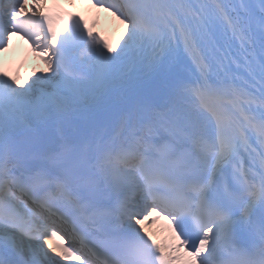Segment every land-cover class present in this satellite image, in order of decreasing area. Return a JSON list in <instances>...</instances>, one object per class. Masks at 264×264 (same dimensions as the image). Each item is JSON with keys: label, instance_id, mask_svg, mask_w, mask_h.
Masks as SVG:
<instances>
[{"label": "bare ground", "instance_id": "6f19581e", "mask_svg": "<svg viewBox=\"0 0 264 264\" xmlns=\"http://www.w3.org/2000/svg\"><path fill=\"white\" fill-rule=\"evenodd\" d=\"M20 1V0H19ZM25 2V0H23ZM28 1V0H27ZM36 1V0H35ZM34 1V2H35ZM156 5H154L155 8ZM100 8H96L95 6L91 5L89 2H86L85 6L83 7L84 14L89 15L90 22L94 25V30L97 32L98 36H102L104 38H99L101 40V43H103L106 40H110L111 37L116 38V45L120 46L121 44H124V48H127L125 50H119V55H122L123 57L126 55H131V58L133 59L132 62V68L133 72L141 73L143 70H145L143 67L138 65V60L140 54H147L146 47L143 43L141 47L138 48L139 51L137 52L135 48H133V42L135 38L139 39L138 43H141L144 39V36L141 34V28L135 29L131 35L126 31L118 30L119 32L114 33L116 30V26H119V21L115 13H112L110 11L107 12V18L104 16H100L98 11ZM147 16H150L152 11L146 10L144 12ZM158 18L155 17V15L152 17V20H156ZM99 20V22H98ZM97 24V25H96ZM99 24V25H98ZM109 31L111 32V35L109 36ZM146 35V34H145ZM149 35V34H147ZM151 40H158V39H151ZM17 45L19 46L20 51H23L24 56L21 54L16 55L12 52H9L8 58H10L9 65L6 63V61L0 62V75L3 76L6 74V83L0 81V104L9 105L7 108L9 109L10 105H13V110L16 111L17 115L11 114L8 117V120L6 122V125L2 126L0 128V151L3 150L4 146L5 148H9L10 152L14 150V141L12 140V134H3L2 132H5L6 129L11 127H16L15 129H18L23 126H34V123L38 126H55L63 141H70L74 140L73 138L76 136H82L85 140L88 138V134H92V143L95 144L98 148L99 155H105V148L106 144L100 141L101 133L99 129L95 126V121L91 118H89V111L90 107L88 106H80L78 107L77 103L74 104V108L69 107L64 110V114H61L59 111H61L59 108V104L55 102L53 113L49 114L47 105L49 103H53V101L57 98V96H60L59 93L60 90H62L66 86V84L74 85L78 88V84L80 82H73L71 79L65 80L64 76H55L53 74H50L48 72L49 67L46 65L47 62L44 58H33V55L30 51L26 50V47L21 42H18ZM118 51V50H116ZM112 54L113 52H109ZM108 55V54H107ZM118 55V54H117ZM116 56L114 55V59ZM111 59V60H114ZM93 61V62H92ZM127 62L126 58L121 62L114 61L111 63V66L106 61H101L100 58H92L91 62L87 64L86 70L88 73L92 74L93 78L95 79V83L87 82L88 85H91V89L94 91L93 96L89 99L90 101L87 103L94 102L93 107H97V112L100 114L105 109H111V110H119L122 109L124 113V118L121 120H118L115 124V127L113 129V133L116 134V136H122L124 135L127 137L126 134V126L127 123H125V114L127 111L126 102L124 101V98L118 93L114 92L113 88L115 87L114 81L117 80V78H110L108 81H104L102 84V87H98L97 83L99 81H102L104 78V74L102 71H106V69L111 70V74L115 75L114 73L118 72L117 67L119 65H125ZM155 64V59L148 60L145 62V67L151 66V64ZM83 64V63H81ZM131 67V65H130ZM7 69V71H6ZM128 72V71H126ZM9 73V74H7ZM152 75V76H151ZM154 73L150 72L146 75L145 79H153ZM119 81H127L125 77H122L121 79H118ZM59 85H56L58 82ZM147 82V81H146ZM14 83V84H13ZM17 83H25L27 86L30 87L33 90V99H29L26 102L30 106V108H33V112L25 109V102L21 99H18L14 101V103L10 102L9 95L15 94L17 97H21L20 94L22 91H20L19 88H17ZM8 84L11 86L9 87ZM23 85V84H22ZM68 86L67 90H72L71 86ZM107 85V90H102L103 86ZM86 85L83 83L79 87L80 91H85ZM111 90V91H110ZM14 92V93H13ZM9 93V94H8ZM7 94V96L5 95ZM168 94V95H167ZM4 95V97H3ZM167 98L170 97V93H166ZM32 106V107H31ZM173 112V111H171ZM23 113L25 116L28 114H35L38 120L32 119V120H23ZM70 114V115H69ZM155 118V112L150 109L149 103H139L137 105V112L133 114V120H139L141 122H144L146 124L151 123L154 121ZM80 119V122L76 124V120ZM33 120H36V122H33ZM84 123V127L80 128V124ZM258 127V130L263 131L261 124ZM35 128H38L34 126ZM13 129V130H15ZM12 133V132H11ZM89 143V142H88ZM86 142V146L88 144ZM11 155H14V153H10ZM48 156V155H47ZM19 158L17 160H13L11 158V161L9 163L13 165H17L19 163L18 167V176H23L22 172L26 170V166L28 164H34L38 168V171H41L43 174H48L46 169L43 168V165L46 164V161H43L42 159L38 158L37 154H33L29 157L26 156H18ZM10 158V156H9ZM45 158V157H44ZM49 158V157H48ZM47 159V157L45 158ZM106 157L104 158V160ZM8 163V164H9ZM40 163L41 165H39ZM103 164H106L103 162ZM1 165V163H0ZM108 167V174H106V178L108 180V184L113 187L114 189H123L128 188L130 190V193L133 194L137 191V189L134 187V183L130 181V178L134 176V179H137L136 175L137 169L134 167L133 169L126 171L122 168H119L114 163H110L107 165ZM214 167L210 166V169H213ZM21 182V179L19 180ZM141 190V189H140ZM140 198H137V200L140 201ZM144 211V209H143ZM153 212H156L155 210ZM28 220H33V217L24 212L23 213ZM14 218V216H12ZM15 221L18 224H21L23 221L15 219ZM150 228L155 231V233L158 235L159 238L162 239V244L164 245V248L170 253V256L172 258L173 264H186V262L190 261L188 257L185 256V254H178L177 248L175 246V237L172 233V227H170L171 223L166 219L163 218V220H160L159 217H156L152 220ZM144 221H139L137 223V226L140 228L146 230L149 232L150 228L146 225H144ZM5 234L11 235L10 230L6 229ZM17 237H30L33 239H38V231L29 233L21 234L17 233ZM6 241L0 242V260L2 258V253L5 250L4 245L8 241V238H5ZM22 241L27 244L28 240L22 239ZM47 242H43L41 244H28L26 247L27 252H31L33 250V254L30 255L29 258H36L37 260L45 257L50 264H73L72 261H55L53 256L51 254H48L47 251ZM192 257V256H191ZM57 258L61 259L62 254H58Z\"/></svg>", "mask_w": 264, "mask_h": 264}, {"label": "rangeland", "instance_id": "374dc122", "mask_svg": "<svg viewBox=\"0 0 264 264\" xmlns=\"http://www.w3.org/2000/svg\"><path fill=\"white\" fill-rule=\"evenodd\" d=\"M166 6H167L166 4H163V5L161 6L162 10L166 9ZM193 34H194V32L192 33V35H193ZM179 36H180V37L182 36V38L179 37V38H180V42H181V44H180V49H181L182 47H184V46H187V47H188V46L190 45L191 48L193 49V51L198 52V50H199V46H195V43H193V36H191V39H189L187 35H186V36H183L182 33H180ZM198 38H199L201 44H205V40H204L201 36H199ZM147 40H148V41L146 42V46H147V51H146V52H147V54H146V55H145V54H140V56H139V60H138V65H140L141 67H143V68L145 69V71H146L145 62L148 61V60H150L151 53L154 51V50L152 49V45H153V44H151V41H149V38H148ZM191 41H192V43H191ZM208 41H209V40H208ZM165 46H166V47H169L170 44H168V42H167ZM173 47H176V46H173ZM212 61H213L212 70H218V71L220 72V71H221V68L218 67L220 61H219V60H215V57H214V56L212 57ZM159 68H160V67L158 66V67L156 68V70H158ZM145 71L143 70V72L140 73V76H141V75H144V76L141 78V81H142L141 83H144V81H145V80H144V77L146 76V72H145ZM250 73L253 74V71H250ZM157 76H160V73H159ZM116 77H118V76L116 75ZM111 78L114 79V77H111ZM114 85H115V87H114L115 89H116V87H118V86H126V87H130L131 93H132L133 91H135V90H133L135 87L133 86V83H132V82H131V84H130L129 82H123V81H119V80L117 79L116 81H114ZM142 85H143V84H138V83H137V85H136V88L138 89L137 91L141 92V87H142ZM17 88H19L20 91H22V93L20 94L21 97H17L15 94H11V95H10V98H11L12 101H16V100H18V99L23 100V101L25 102V108L28 110L29 105H28V103H27L26 101L29 100V99H33V93H32V91H30V90H29V91H26V90H25V87L22 86V84H20V83H17ZM171 92H172L173 95H175V94L177 93V90H175V89L173 88V89H171ZM13 93H14V92H13ZM59 93H61V92H59ZM54 102H56V103L59 104V108H61V109H60L61 111H59V112H60L61 114H64V110L66 109V107H67V108L72 107V103H69V99H68V97L64 96L62 93H61L60 96H57V98L55 99ZM10 107H11V106H10ZM0 112H1V113H0V127H1L2 125L6 124V121H7V118H8V116H9V114H10L11 112L13 113V111H10V110L6 109L5 106H2V111H0ZM22 119H23V120L26 119L25 115H23ZM12 129H13V128H12ZM4 149H5V148H4ZM1 154L8 155L9 152L3 150V152H2ZM152 231H153V230H152ZM3 233H5V232L0 231V234H3Z\"/></svg>", "mask_w": 264, "mask_h": 264}, {"label": "water", "instance_id": "95a60500", "mask_svg": "<svg viewBox=\"0 0 264 264\" xmlns=\"http://www.w3.org/2000/svg\"><path fill=\"white\" fill-rule=\"evenodd\" d=\"M106 117L110 118V114H107ZM111 120H113V119H111ZM111 120H109V119L104 120V121L100 122L99 126L101 128L110 127V124H112ZM47 131H50V130L44 129L38 133H35L32 129L25 128L22 131H20L19 133H17V138L20 140L18 152L21 154H28L29 155V154L34 153V152L47 153V152H53V151L57 150L60 140L57 137L56 131H51L52 134L49 136L51 144L48 145V144L43 143L42 147H38L36 145L31 144V142L35 141L39 137V134H43ZM42 142H44L43 139H42Z\"/></svg>", "mask_w": 264, "mask_h": 264}]
</instances>
